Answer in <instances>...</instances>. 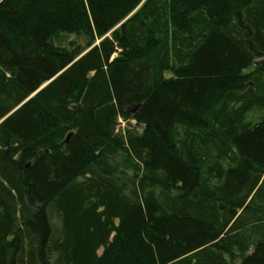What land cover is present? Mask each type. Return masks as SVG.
<instances>
[{
	"label": "trees",
	"instance_id": "trees-1",
	"mask_svg": "<svg viewBox=\"0 0 264 264\" xmlns=\"http://www.w3.org/2000/svg\"><path fill=\"white\" fill-rule=\"evenodd\" d=\"M0 264H264V0H0Z\"/></svg>",
	"mask_w": 264,
	"mask_h": 264
},
{
	"label": "rangeland",
	"instance_id": "rangeland-1",
	"mask_svg": "<svg viewBox=\"0 0 264 264\" xmlns=\"http://www.w3.org/2000/svg\"><path fill=\"white\" fill-rule=\"evenodd\" d=\"M59 37L54 41L56 45L63 47L65 49L71 50L73 48H85L87 39L83 36L76 35V34H67L62 33L58 35ZM99 40L95 42L97 44ZM133 113V110L132 112ZM257 114H252V118L256 116ZM135 122L129 121V122H123L121 120H118V126L117 129L120 132V134L123 136L125 135L126 131H131L134 129ZM98 254H101V251L98 252Z\"/></svg>",
	"mask_w": 264,
	"mask_h": 264
}]
</instances>
